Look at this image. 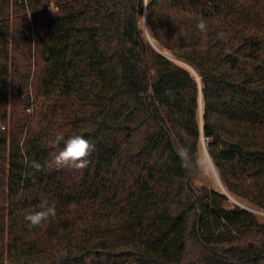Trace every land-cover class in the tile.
Returning <instances> with one entry per match:
<instances>
[{
	"label": "trees",
	"instance_id": "1",
	"mask_svg": "<svg viewBox=\"0 0 264 264\" xmlns=\"http://www.w3.org/2000/svg\"><path fill=\"white\" fill-rule=\"evenodd\" d=\"M73 134L87 167H48ZM234 201L264 210V0H0V264H264Z\"/></svg>",
	"mask_w": 264,
	"mask_h": 264
},
{
	"label": "clouds",
	"instance_id": "2",
	"mask_svg": "<svg viewBox=\"0 0 264 264\" xmlns=\"http://www.w3.org/2000/svg\"><path fill=\"white\" fill-rule=\"evenodd\" d=\"M149 0H144V6L147 7ZM196 28L203 34L207 32V24L201 20L197 23ZM218 38H226L225 33H218ZM171 95L170 92L166 93ZM61 142L63 146L60 147ZM54 145L59 149L53 156L52 160L48 162V167L55 165L56 168H61L67 165H72L76 169H84L87 167L89 161L87 157L90 156L95 149V145L88 139H85L80 134H73L67 139L63 135H57L54 140ZM187 148H180L178 155L183 160L188 154ZM21 154L24 157L23 163L25 166H30L36 171H41L43 166L41 163L35 160H29L28 156L23 150V142H21ZM56 205L55 203H49L47 199L41 202L39 210L29 212L24 216V221L29 229L42 226L45 222L56 217Z\"/></svg>",
	"mask_w": 264,
	"mask_h": 264
},
{
	"label": "rangeland",
	"instance_id": "3",
	"mask_svg": "<svg viewBox=\"0 0 264 264\" xmlns=\"http://www.w3.org/2000/svg\"><path fill=\"white\" fill-rule=\"evenodd\" d=\"M202 151L200 152V162L199 168L193 173L192 179L198 185H207L211 188L222 189L216 170L213 167V164L209 158V155L206 150V142L203 141ZM236 204L241 207L247 208L256 212L259 217L264 220V210H258L242 202H236Z\"/></svg>",
	"mask_w": 264,
	"mask_h": 264
},
{
	"label": "water",
	"instance_id": "4",
	"mask_svg": "<svg viewBox=\"0 0 264 264\" xmlns=\"http://www.w3.org/2000/svg\"><path fill=\"white\" fill-rule=\"evenodd\" d=\"M210 158V157H209ZM211 160V159H210ZM212 162V161H211ZM213 167H214V165H213ZM215 169V168H214ZM219 178V177H218ZM219 181H220V179H219ZM220 184H221V186H222V189L224 190V191H226V189L223 187V185H222V183H221V181H220Z\"/></svg>",
	"mask_w": 264,
	"mask_h": 264
}]
</instances>
